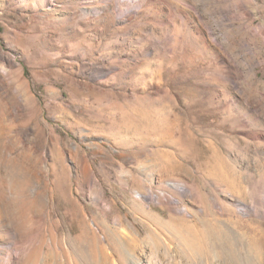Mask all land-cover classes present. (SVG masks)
<instances>
[{"label":"rangeland","instance_id":"obj_1","mask_svg":"<svg viewBox=\"0 0 264 264\" xmlns=\"http://www.w3.org/2000/svg\"><path fill=\"white\" fill-rule=\"evenodd\" d=\"M126 6L0 0V198L8 221L25 210L24 263L62 264L68 218L103 263L81 204L110 236L123 219L137 252L156 243L150 224L188 242L172 239L176 264H264V0ZM167 179L193 193L185 218L135 199ZM34 189L67 213L58 231Z\"/></svg>","mask_w":264,"mask_h":264},{"label":"bare ground","instance_id":"obj_2","mask_svg":"<svg viewBox=\"0 0 264 264\" xmlns=\"http://www.w3.org/2000/svg\"><path fill=\"white\" fill-rule=\"evenodd\" d=\"M120 1L122 2V4H125V6L127 5L126 7H129L130 5L132 6L133 3L135 5L139 2H141V0H120ZM120 13L123 14L122 12H120ZM257 136H259V135L258 134L254 135L255 138ZM17 175L20 177V170L17 173ZM184 178H186V177H184ZM153 179L156 180V178H153ZM153 179H151L150 181L152 182ZM161 182L165 183V186L161 187L159 189L160 191L158 193H156L155 196H153L152 192L151 193L149 192L150 194H148L142 189V187H137L136 192H137L138 196L135 199L140 200L141 196H145L151 202L156 201V203L155 202L154 203L157 204L161 210L166 208L167 210H169L171 212V215H172L171 218H173V219H175V217H180V216H183L182 218H185L186 215L187 216L190 215L189 208L186 205L184 199L186 197H188L189 194H191V196H192L193 193H192L190 187L186 185V182L184 181V179L183 180L167 179V180H163ZM10 184H12V183H10ZM17 187H18V189H16V190H18V196L20 197V195H19V193H20V181H19V184L17 185ZM148 188H149V190L152 189V187L150 185H148ZM173 189L177 190V192L179 194L177 195L174 191H172ZM33 193H35L34 196L37 199V201L40 202V206L43 208L42 211L44 212V214L47 217H49L50 220H52V216L55 217V220L52 221V225H53L54 231H58L60 229V227L62 226L61 218L62 217L68 218L67 213H62L61 211L58 210L56 204L53 205L52 204L53 202L52 203L50 202V195H48V192L46 190H43L40 193H36L35 189H34ZM167 194H169V196H167ZM10 195H11V193H10ZM1 198H0V232L3 233V235H1V237H0V260L3 261V263L1 262V264H25L24 261H27L26 260L27 259L26 249L28 247L25 248L26 246L24 247V245L22 243H21L22 245H20V244L17 245L18 242H20L21 231H22V233H24L25 232L24 230L27 229L26 226H27L28 222L24 218L25 210L22 211L21 214L18 216L19 217L18 223L17 222L14 223V221H12L10 219L8 221L7 220V210L4 206V202L2 201ZM3 199H4V197H3ZM96 200H100V197H97ZM215 200L214 201L212 200L213 203L214 202L216 203L217 200L216 201ZM144 208L151 209L150 207H144ZM53 211H54V213H53ZM55 211H57V212L55 213ZM243 213H244V211H243ZM85 214H86V208L81 204H77V208L75 210V214H74L75 216L74 217L78 218V221L80 223H85L87 228L90 229V231L93 233V236L96 238V240L100 244V247L103 251V256H105V260L103 261V263H101V260L99 259V256H98L99 253L97 254L95 251L90 250L88 248V245L86 242L76 241L73 238L70 239L69 236H70V233H71V230L73 227V219L68 218L69 222L67 223V226H66L67 229L65 231V234L69 238L66 236V238H63L64 241L61 242L62 244L59 243L61 245V250L63 253L62 264H176V260H177L176 258L178 255H176V253L174 254V252H173L172 243L174 241L172 239L176 238L178 248L183 246V244L185 245L188 243V242L184 243L186 241L185 240L182 244V242H181L182 239L180 238V236H177L178 234L175 235L176 233H174V236H173L174 238L171 239V237L167 236V234L165 235V233H163V231H161V229H158L156 226H152V225L148 224L147 229H149V231L153 235L158 246L155 245L156 243H154L152 241L150 243L151 250L147 251L146 249H142L143 251L137 252L136 249L140 245V242H141L140 241V235L138 233H134L132 231V229L127 227V225L124 223L123 219L119 218L118 222L114 224V230H113L114 232L112 234L113 236H110L111 234L109 233L110 234L109 235L106 232H103L95 224L94 220L91 223H88L86 220ZM20 216H21V219H20ZM20 220H21V223H20ZM80 230H83V228ZM125 230H127V231H125ZM184 230H185V228H184ZM25 234L27 235V233H25ZM25 234H23V235H25ZM185 234H189V233L185 232ZM171 235H173V234H171ZM191 236H193V235H191ZM189 239H190V237L188 238V240ZM191 242H192V245L194 247L195 252L199 253L201 251L200 242L196 239H193V238L191 239ZM55 243H57V242H55ZM188 246H189V244L186 247H188ZM57 247H59V245ZM28 250H27V252H28ZM180 250H182V249L180 248ZM189 250H190V248H189ZM12 251H14V252L12 253ZM202 251H204V250H202ZM187 252H189V251H187ZM206 253H207V250H206ZM2 256H5V257L2 258ZM215 256H216V258L219 257L221 260V261L219 260V262L217 264H232L231 261L227 260L226 258H223L221 256L220 252H217ZM185 257H186V255H185ZM182 258H183V256H182ZM232 258H233V256H232ZM255 259H256V257H255ZM257 259H259V258L257 257ZM257 259H256V261H257ZM179 260H181V259H179ZM186 260H189V259L186 257ZM234 261H235V259H234ZM35 262H37L36 264H42L40 262L39 257H37V260ZM57 263H59V262H57ZM186 263H187V261H186ZM235 263L236 264H246L245 261H243V260L240 261L239 263L236 261ZM257 263H258V261H257ZM204 264H212V262L210 263L209 261H205Z\"/></svg>","mask_w":264,"mask_h":264}]
</instances>
